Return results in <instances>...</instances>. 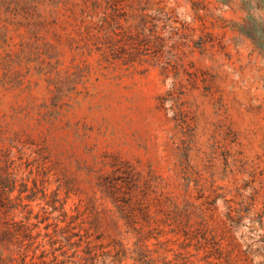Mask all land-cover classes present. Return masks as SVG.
<instances>
[{"label":"rangeland","instance_id":"1","mask_svg":"<svg viewBox=\"0 0 264 264\" xmlns=\"http://www.w3.org/2000/svg\"><path fill=\"white\" fill-rule=\"evenodd\" d=\"M179 1L193 30L142 47L137 67L32 31L19 5L0 3L2 235L27 222L36 245L49 241L63 201L118 233L103 175L128 162L170 194L216 189L221 210L243 213L221 263L264 264V0Z\"/></svg>","mask_w":264,"mask_h":264},{"label":"trees","instance_id":"2","mask_svg":"<svg viewBox=\"0 0 264 264\" xmlns=\"http://www.w3.org/2000/svg\"><path fill=\"white\" fill-rule=\"evenodd\" d=\"M0 3L19 5L23 18L30 20L32 31L60 36L65 33L72 40L83 42V47L100 53L103 60L113 64L121 61L128 67H137L145 60L141 57L142 47H160L169 38L165 33L186 34L193 30L194 23L192 13L182 10L179 0ZM198 6L196 2L194 12ZM112 168L103 179L116 207V224L123 221L122 230L108 233L99 212L87 226L81 201L72 214L57 196L53 208L60 201L64 219L54 224V235L49 241L36 245L31 223L24 222L18 231L6 226L3 235L0 227V264H222L219 258L224 254L225 242L240 238L238 225L234 224L243 217L240 209L226 201L225 210H221L217 190L207 193L199 181L196 187L187 185L184 194L175 195L165 190V185L156 183L153 171L144 174L128 162L113 163ZM11 200V195L4 192L0 207L6 208ZM249 228L254 229V225ZM40 245L51 249L38 252ZM60 249L62 259L56 253Z\"/></svg>","mask_w":264,"mask_h":264}]
</instances>
